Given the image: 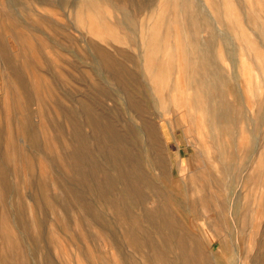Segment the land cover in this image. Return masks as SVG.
Here are the masks:
<instances>
[{
  "label": "rangeland",
  "instance_id": "1",
  "mask_svg": "<svg viewBox=\"0 0 264 264\" xmlns=\"http://www.w3.org/2000/svg\"><path fill=\"white\" fill-rule=\"evenodd\" d=\"M149 1L145 2H157V12L167 8L162 0ZM194 1L199 5L196 20L188 7H181L176 14L166 13L162 19L156 13L150 19L145 16L146 7H139L143 5L140 1L95 0L92 11L97 16H92L93 20L78 22L65 17L55 21L60 31L52 37L41 35L42 46L28 56L34 84L30 115L22 108L6 115L7 73L0 57V121L5 116L14 119L18 145L22 144L2 163L8 172L6 178H0V264H158L150 256L159 250L164 263L183 264L177 245L181 236L192 242L185 239L190 264H264V0ZM136 9L143 13L140 18L121 21L125 12L133 14ZM91 44L104 50L109 66L98 60ZM200 79L211 84L213 100L223 99L233 110L230 120L234 123L230 121L220 131L209 126L203 108L193 98L191 87ZM131 94L136 106L130 103ZM75 99L91 104L92 115L104 116L101 120L122 134L128 125L141 128V117L163 125L159 133L175 180L190 184L191 168L200 171L201 166L211 180L221 181L223 190L204 188L203 192L218 196V204L226 202L225 216H221L226 224L213 226L200 202L192 214L183 212L178 206L182 199L176 202L173 197L169 205L180 225L174 224V234L165 233L159 223H149L143 212L158 206L147 188L141 206H129L134 215L141 216L135 229L137 236L146 239L141 249L127 243L123 238L126 225L95 195L86 194L109 224L103 228L91 217H83L73 194L80 187L77 166L68 159L75 143L61 114L64 102L70 106ZM28 128L33 129L37 144L27 135ZM106 157V152L97 155V162L112 171ZM224 169L231 173H223ZM4 231L11 238H3ZM148 238L152 244L147 243ZM193 247L204 253V259L194 254Z\"/></svg>",
  "mask_w": 264,
  "mask_h": 264
},
{
  "label": "bare ground",
  "instance_id": "2",
  "mask_svg": "<svg viewBox=\"0 0 264 264\" xmlns=\"http://www.w3.org/2000/svg\"><path fill=\"white\" fill-rule=\"evenodd\" d=\"M94 1L95 0H4V2L0 1V57L2 59V63L7 73V78L6 81L4 82V91H5L4 96L6 95L5 97L6 115H10L11 112H15L16 108L26 109L27 114L25 115H30V105L33 99L32 88L34 89L33 87L34 84L31 81L32 79H30L32 77V76L30 77V73L32 75V69L28 56L31 55V53H33L34 51H38L39 48L42 46L41 35L47 34L49 37L55 36V34L60 31V26L57 25L58 23L55 24L54 22L55 21L61 22V18L62 19L65 17L66 19L74 18L78 22H81L82 19L83 21L85 19L93 20L92 16H97L92 11V6H94L95 3ZM132 1L135 3L137 1H140L143 5H139V7L142 6L146 7L148 12L145 16L150 19L154 18L159 13L160 15H158V18L161 17V19L167 16L166 13L176 14L177 11H181V7H188L189 9L190 8L193 9L192 18L194 20H196L194 16L196 15L198 16L199 5L194 0H162L166 3L165 5L167 6L164 12H157V10L155 11L156 8L155 0L149 1L150 3L155 1L154 3H151L152 5H149L148 2H145L147 0H132ZM140 2L137 3L141 4ZM153 8L154 10H151ZM67 9L68 12H66ZM85 10L91 11V13L85 12ZM141 15H143V13L139 12L138 9H136L135 12H133V14L125 12L121 16V21L128 20L129 22H131L132 20H135L137 17L140 18ZM6 41H9V45L6 43ZM43 44L46 43L43 42ZM90 47L91 49H93V53L97 56L100 62H102L106 66L110 65L111 61L109 57L105 54L104 50H102L98 45L95 44H91ZM150 64H153L152 59L149 65ZM118 70H122V69L119 67ZM125 75L126 74H124V76ZM210 87L211 84L209 83V81H206L205 79L202 80L200 79V81L198 80L196 83H194L191 88L194 91L193 98L195 97L197 98L196 105H200V107L203 108L202 113L205 112L207 117L206 120L208 121L209 126L215 128V130L220 131L222 127L230 125V121H232L230 119L233 118L232 117L233 110L231 106L223 99L216 101L213 100L210 94L211 91ZM38 93L39 92H37V94ZM50 93H52V91ZM69 97H67L66 99H68ZM53 98H55V96ZM199 98L200 99L202 98L201 102L198 101ZM129 100L133 106H136L137 101L135 97H132V94L131 96H129ZM67 103L64 102L63 108L61 110L62 112L61 114L62 116L64 115L63 119L65 123L69 126L71 140L75 143L73 151L68 155V159L70 163L72 162L71 164H76L77 166V170H75L76 171L75 174L77 175V180H80V187L76 183L79 188H77L78 191L76 190L77 192L75 191L73 194L83 217L86 218L87 216L91 217L94 221L93 223H97L102 227L105 224L106 225L109 224V222L107 224L105 221H103L104 219L102 220L101 215H103V213L94 208L92 202L88 199L89 197L86 194L88 193V195L89 194L95 195L98 199L102 201V203L107 205L119 217L118 222H122L127 226V228L126 226L125 228L123 226V228L126 229V233L125 236L123 235V238H126L125 240H127V243H129L131 246L137 249H141V247L144 246L146 241V239L143 240L142 238H140L139 237L140 235L137 236L136 233L137 230L136 228L139 226L138 225L139 222L142 221L140 218L141 216L140 214L139 216L137 214L134 215L133 214L134 212L130 211L129 206L134 205L136 207L138 204H140L141 206V202L144 200V197L146 196L144 189L147 188L149 194L156 197L157 199L156 203H158L157 204L158 206L157 208H154V210L151 211L146 210L143 212H145L148 215L149 223L150 222H152L151 224L156 223L155 224L156 226L158 225L157 223H159L160 224L159 228L165 231V233L172 232L171 234H174L173 233L174 224L178 223L175 219L174 214L171 211L172 208L169 205L170 204L169 200L173 201L172 199L173 197L176 199V202L178 201L177 199L179 198L182 199L180 205H178L176 202L175 203L176 205L181 207L183 212H186L187 214L190 213L192 214L194 211V206H196L197 202H200L203 208L205 209V211L210 214V217L212 219L209 218L208 219L213 220L212 221L213 226L217 227L221 222L223 224H226V219L222 218L223 217L222 215H224L226 211V205H225L226 202H224V204L221 203L218 204L216 201V197L218 198V196H214L212 193L208 194L203 192L204 188L206 189L210 188L212 191L213 189L215 190L217 189L218 191L223 190L224 189L223 185L219 183L221 181L215 183L213 179L211 180V178L206 175L204 169L201 166L199 168L200 171H196L193 167L191 168L189 178H187L189 179L190 184L188 182L186 183L185 181L180 182L179 180L178 181L175 180V172L173 171V169L170 170L169 167L170 163H168L170 161L169 156H167L165 153V149L163 147V143L161 140L162 137L160 135L161 132L159 133L160 131L159 127L163 128V125L159 126L157 123H155V121L149 120L145 117L143 118L141 117L140 118L142 123L141 128H135L128 125L126 131L124 132V134H122L118 132L117 130L118 128L116 126L110 125L108 124V122L106 123V120L105 121L101 120L102 118H104V116L95 115V114L92 115L93 113H91V109H92L91 104L85 103V101H82V99L73 100L70 106H67L66 105ZM192 103L193 105L195 104V99H192ZM41 108L42 107H40V109ZM199 111L201 110L199 109ZM139 112L137 113L138 115ZM82 113L84 115H80ZM1 115L2 114H0V117ZM131 120L134 121L133 118H131ZM232 122L234 123V121ZM16 124L18 125L17 121ZM13 125H14V119L9 118V116H5V118H2V121H0V178L1 179L6 178L8 172L7 169L4 168L2 165L3 159L7 158L8 160H10L12 156L15 154L16 149H18V146H22L21 142L20 145H18L19 139L18 136L15 135ZM54 125H56V123ZM86 128L89 129L90 132H86L85 131ZM20 132L21 131L16 127V133L20 134ZM27 135L29 136L30 140L33 143L37 142L32 128H28ZM20 137L22 136L20 135ZM167 137L168 136L165 135V138ZM215 137L216 136H214V138ZM214 142L216 143L217 140H214ZM220 142L222 143V141ZM93 143L94 145L91 147ZM97 149L99 153L97 152ZM105 152L108 155V157L106 158L111 163L110 167L112 168V171L108 169L106 170L105 168H103V166L99 165V162H97L96 156L102 155V153L105 154ZM142 153H144V157L142 156ZM147 167L149 168L148 170H150V174L149 172L147 173L146 171ZM238 167H235V169ZM220 170L219 172H221ZM228 170L229 169H226L225 172L223 171V173L225 174L228 173ZM155 171L158 172L155 173ZM214 171L213 172L209 171V172L210 174H213ZM199 173L201 176L198 175ZM99 175H101V177ZM217 179L220 180L218 177ZM65 180L67 179H64V181ZM71 183L75 184V182L73 181H71ZM227 186L229 187V185ZM3 191H5V189ZM67 191L70 192L71 189L67 187ZM225 192L227 193V191ZM140 206L138 205V207ZM172 206L174 207L175 205ZM143 208L147 209L148 207L144 206ZM142 210L143 209H141V211ZM192 220L186 219L188 223H190ZM23 224L25 223L23 222ZM191 225H193V223ZM150 227H154V225ZM143 230L141 229V231ZM156 230H158V228ZM159 230L157 232H159ZM2 235L3 238L5 237L7 240L11 238V235L10 233H8V231L2 232ZM186 238L187 236L185 237V239ZM39 239L37 237L36 241H38ZM164 239L166 240L167 237ZM185 239L182 236L178 238L177 245L179 246V248L177 246L176 247L180 250L179 255L181 256V259L184 260L183 264H190L191 261L189 262L186 259V257L188 256L189 247L187 246V242ZM188 240L190 241V243H192L190 239ZM166 242H168V244L170 243V241H166ZM147 243L152 244L150 239L147 241ZM164 245L165 244H163V246ZM192 246L193 245H191V247ZM165 247L166 246H164V248ZM198 248L196 247L192 248L194 254H197V256L200 257V259H204L203 256L204 253H201L200 249ZM153 252L154 253L152 254V256H150L153 261H157L158 264H166V261L165 263L163 261L162 255L157 254L158 252L157 253L155 251ZM191 258L193 259L194 256H191ZM165 259L167 260L166 257ZM197 260L199 261L198 258ZM194 261L196 260H193V262ZM255 262L258 261L255 260Z\"/></svg>",
  "mask_w": 264,
  "mask_h": 264
}]
</instances>
